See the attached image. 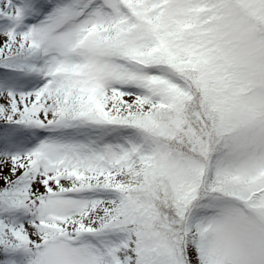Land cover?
Wrapping results in <instances>:
<instances>
[{"label":"snow or ice","instance_id":"obj_1","mask_svg":"<svg viewBox=\"0 0 264 264\" xmlns=\"http://www.w3.org/2000/svg\"><path fill=\"white\" fill-rule=\"evenodd\" d=\"M0 264H264V0H0Z\"/></svg>","mask_w":264,"mask_h":264}]
</instances>
